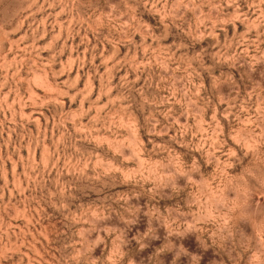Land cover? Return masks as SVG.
<instances>
[{"label":"rangeland","instance_id":"obj_1","mask_svg":"<svg viewBox=\"0 0 264 264\" xmlns=\"http://www.w3.org/2000/svg\"><path fill=\"white\" fill-rule=\"evenodd\" d=\"M0 264H264V0H0Z\"/></svg>","mask_w":264,"mask_h":264}]
</instances>
